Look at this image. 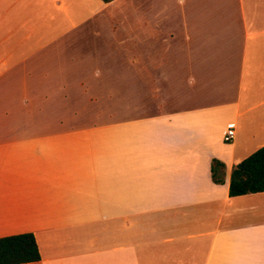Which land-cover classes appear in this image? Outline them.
<instances>
[{"label": "crops", "instance_id": "0c3cea01", "mask_svg": "<svg viewBox=\"0 0 264 264\" xmlns=\"http://www.w3.org/2000/svg\"><path fill=\"white\" fill-rule=\"evenodd\" d=\"M262 145L264 0H0V237L41 255L21 264H264V191L228 194Z\"/></svg>", "mask_w": 264, "mask_h": 264}, {"label": "trees", "instance_id": "16d2710c", "mask_svg": "<svg viewBox=\"0 0 264 264\" xmlns=\"http://www.w3.org/2000/svg\"><path fill=\"white\" fill-rule=\"evenodd\" d=\"M105 3L112 0H101ZM222 163L213 159L212 180L222 183L218 173ZM264 191V145L232 167L228 182L229 196ZM41 255L32 232L11 234L0 237V264H21L40 260Z\"/></svg>", "mask_w": 264, "mask_h": 264}, {"label": "built area", "instance_id": "2783aa9c", "mask_svg": "<svg viewBox=\"0 0 264 264\" xmlns=\"http://www.w3.org/2000/svg\"><path fill=\"white\" fill-rule=\"evenodd\" d=\"M234 136H235V130L233 128H228L225 131L224 140L230 142L233 140Z\"/></svg>", "mask_w": 264, "mask_h": 264}]
</instances>
